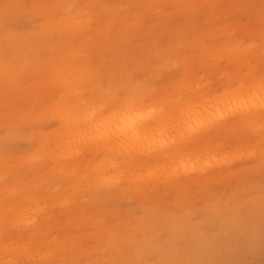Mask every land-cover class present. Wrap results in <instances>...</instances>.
<instances>
[{"label": "rangeland", "instance_id": "1", "mask_svg": "<svg viewBox=\"0 0 264 264\" xmlns=\"http://www.w3.org/2000/svg\"><path fill=\"white\" fill-rule=\"evenodd\" d=\"M4 4L13 9L10 8V13L7 14L0 11V248H7L6 252L0 250L3 252H0V264H33L37 260L62 264L69 260L95 259L142 260V264H156L166 250L157 245L143 251L141 245L145 235L157 237L158 233L164 232H193L188 237H173V249L185 255L191 252L190 249L193 250L201 237L213 230L215 223L218 225L217 215L214 213L226 212L229 215L235 209L250 207L248 202L264 199L261 189L264 173L260 169V154L263 150L260 148L262 142L257 141L259 132L264 133L261 130L262 121L254 125H260L256 130L249 124V127L243 126L244 128L237 126L229 133L214 135L208 144L196 148L188 149L185 144V135L190 126L191 129L204 127L218 118L216 115L225 118L249 103L260 102L259 82L264 71V47L260 42V0H0V6ZM65 11H68L67 14ZM69 38L71 41H67ZM80 51H83V56L79 54ZM81 57L84 58L83 61ZM245 83L248 85L245 86ZM97 88L98 91L95 90ZM73 92L76 94L73 95ZM82 103L86 109L89 103L94 105L92 107L95 110L98 109L93 113L96 120H99V116L100 119L109 117L117 108L124 110L143 106V110L149 107L147 110L154 114L160 112L157 111L158 108L163 109L158 114L165 116L164 118L169 114L168 123L161 126L149 142L156 153L162 147L172 145L174 139H177L184 151L179 157L166 163H147L133 174H129L130 169L125 167L128 161L123 164L119 162L120 167L110 171L112 162H108L109 158L103 153L94 150L95 144L88 142L84 148L85 141L77 136L75 130L78 127H69L67 132L66 119L62 118L68 116L66 111L74 114H69L67 118L70 120L72 116L78 117L77 114H81L79 110H83ZM70 105L73 109H70ZM77 106L81 108L77 110L79 112L74 110L78 109ZM56 108L60 112L55 111ZM90 111L85 112V115L92 113L93 108ZM104 112L107 114L104 115ZM58 116L63 117L59 119ZM34 118L37 120H33ZM63 139L74 141H71L72 144L68 141L67 145V140ZM88 139L91 140L87 138L85 143ZM77 141L82 142V145L80 142L78 145L75 143L80 153H76V158L74 142ZM69 143L72 147L67 148L73 150V154L70 151L73 156L68 154L71 157L67 159L64 154L69 149L63 146H71ZM90 145H94L92 153L85 150ZM143 145L140 144L139 148L145 153ZM91 147L88 149L91 150ZM28 157L29 161L24 162L23 158L25 160ZM32 157H36L33 162L30 159ZM50 159L53 160L50 162ZM101 161L104 162V168L107 165L109 167L108 171H104L105 174L100 172L102 169L94 170L102 167ZM218 161L224 165L214 166ZM74 162L76 163L73 164ZM176 164L183 166L182 171L190 169L192 176H195L193 179L200 176L198 170H203L211 175L219 174L215 180L221 177L224 183L219 182L220 180L210 182L207 188L201 185L177 186L167 183V186H173V190L183 193L182 197L178 195L175 198L171 193L163 191V186L156 191L141 189L138 192L136 184L129 183L132 181L128 177L130 179L131 174H135L138 180L139 173L144 177L159 173L163 180L165 173H171ZM114 165H118V162ZM211 165L215 167L212 168L214 173L209 169ZM195 168H198L197 171ZM114 171L113 175L116 176L119 172L118 175L125 179L122 178L121 181L119 177V182L118 175H112L118 183L112 179L108 181ZM107 172L111 173L110 176ZM100 175H105L106 179L108 175L107 181L114 183V187H105L106 184L101 183L103 178L96 179ZM94 180H99V185ZM94 185L96 186L93 187ZM149 194L155 198H146ZM104 196L110 197L102 199ZM30 208L34 213L30 212ZM33 214L36 217H32ZM19 217H23L26 223H21L23 219ZM14 220H21L16 225L19 227L16 228L15 222L10 223ZM1 221L5 224L2 225L4 222ZM6 223L14 224L11 225L14 227ZM185 227L190 231L184 230ZM104 229L105 231L100 232ZM33 238L39 239V243ZM32 241L36 243H31ZM18 243L21 245L18 246ZM23 243H26V247L21 248ZM12 245L18 247L14 248ZM44 247L46 250H53L46 251ZM25 249L27 256L22 252ZM34 249L45 258L42 260L40 255L33 254L36 253ZM94 250L96 253H93ZM30 251L39 258L33 257ZM134 252L137 254H133ZM255 258L250 264H264V250Z\"/></svg>", "mask_w": 264, "mask_h": 264}, {"label": "bare ground", "instance_id": "2", "mask_svg": "<svg viewBox=\"0 0 264 264\" xmlns=\"http://www.w3.org/2000/svg\"><path fill=\"white\" fill-rule=\"evenodd\" d=\"M7 1V0H6ZM20 5V4H19ZM21 6V5H20ZM12 8V7H11ZM58 8V7H57ZM13 9V8H12ZM14 9H16L15 8V6H14ZM21 9H23V8H21ZM25 9V8H24ZM23 9V10H24ZM65 9V8H64ZM26 10V9H25ZM96 10V9H95ZM155 10V9H154ZM9 12V11H8ZM50 12V11H49ZM68 12V11H67ZM67 12L65 11V13L67 14ZM10 13V12H9ZM41 14V13H40ZM49 14V13H48ZM31 15V14H30ZM84 15V14H83ZM95 17H96V15H94ZM101 16H102V14H101ZM32 17V16H31ZM43 17V16H42ZM55 17V16H54ZM89 17V16H88ZM105 17L107 18V16L105 15ZM113 17H115V16H113ZM33 18V17H32ZM44 18H46V17H44ZM76 18H78V17H76ZM84 18V17H83ZM63 19V18H62ZM56 20V19H55ZM77 19H73V21H75V22H77L76 21ZM81 20V19H80ZM103 20V19H102ZM4 21V20H3ZM99 21V20H98ZM45 22V21H44ZM50 22V21H49ZM57 22V21H56ZM72 22V21H71ZM70 23V22H69ZM79 23V22H78ZM80 23H81V21H80ZM118 23V22H117ZM51 24V23H50ZM67 24V23H66ZM87 24V23H86ZM59 25V24H58ZM88 25V24H87ZM163 25V24H162ZM62 26V25H61ZM91 26V25H90ZM44 27V26H43ZM118 27V26H117ZM116 27V28H117ZM163 27V26H162ZM161 27V28H162ZM52 28V27H51ZM70 28V27H69ZM84 28H86V30H87V26L85 27V25H84ZM152 28V27H151ZM49 29V28H48ZM57 29V28H56ZM88 29H89V25H88ZM90 30V29H89ZM116 30V29H115ZM68 31V30H67ZM81 31V30H80ZM85 31V30H84ZM60 32V31H59ZM74 32H76V31H74ZM112 32H114V30L112 31ZM68 34V33H67ZM113 34V33H112ZM67 37V36H66ZM106 37V36H105ZM66 39V38H65ZM30 40V39H29ZM58 40V39H57ZM67 41H71L70 40V38H69V40H67ZM52 42V41H51ZM65 42H66V40H65ZM26 44V43H25ZM70 44V43H69ZM2 46V45H1ZM41 47V46H40ZM39 47V48H40ZM29 48V47H28ZM56 48H58V47H56ZM42 49V48H41ZM52 49V48H51ZM28 50V49H27ZM94 50V49H93ZM103 50V49H102ZM17 51V50H16ZM53 51V50H52ZM55 52V51H54ZM81 52H83V51H80V53L79 54H81L82 55V53ZM107 52V51H106ZM26 53V52H25ZM78 53V52H77ZM108 54V53H107ZM26 55H28V54H26ZM74 55V54H73ZM72 55V56H73ZM76 55H78V54H76ZM80 55V56H81ZM213 55H215V54H213ZM254 55V54H253ZM69 56V55H68ZM79 56V55H78ZM83 56V55H82ZM52 57H54V56H52ZM137 57V56H136ZM220 57V56H219ZM50 58V57H49ZM82 58V61L84 60V58L83 57H81ZM217 58V57H216ZM74 59H76V58H74ZM225 59V58H224ZM50 60V59H49ZM77 60V59H76ZM216 60V59H215ZM172 61V60H171ZM54 62V61H53ZM114 62H115V60H114ZM215 62V61H214ZM15 64V63H14ZM66 64V63H65ZM93 65H94V62H93ZM42 66V65H41ZM87 66V65H86ZM219 66V65H218ZM32 67V66H31ZM90 67V66H89ZM2 68V67H1ZM41 69H42V67H40ZM79 68V67H78ZM11 69V68H10ZM9 69V70H10ZM31 69V68H30ZM92 69H93V67H92ZM4 70V69H3ZM23 70V69H22ZM32 70V69H31ZM97 70V69H96ZM129 70V69H128ZM0 71H1V69H0ZM14 71V70H13ZM17 72H18V70H17ZM85 72V71H84ZM6 74V73H5ZM8 74V73H7ZM24 74V73H23ZM85 74V73H84ZM256 76V75H255ZM82 77V76H81ZM97 78V77H96ZM69 79H70V77H69ZM91 79H92V76H91ZM101 80V79H100ZM70 81H72V80H70ZM69 80H68V82H70ZM92 81V80H91ZM102 81V80H101ZM75 82V81H74ZM103 83V82H102ZM101 83V84H102ZM67 84V83H66ZM65 84V85H66ZM69 84V83H68ZM94 84V83H93ZM104 84V83H103ZM254 84V83H253ZM259 84H260V82H259ZM258 84V85H259ZM247 85H248V83H247ZM246 85V83H245V86H247ZM254 85H256V84H254ZM244 86V87H245ZM257 86V85H256ZM255 86V87H256ZM59 87V86H58ZM70 87V86H69ZM93 87V86H92ZM93 88H96V87H93ZM98 88H99V86H98ZM98 88L97 89H95V90H97L98 91ZM101 88V87H100ZM189 89V88H188ZM229 89V88H228ZM106 90H107V88H106ZM56 91V90H55ZM74 91H75V89H74ZM77 91V90H76ZM240 91V90H239ZM242 91V90H241ZM58 92H59V90H58ZM236 92H238V91H236ZM244 92V91H243ZM74 93L75 92H73V95H74ZM108 93V92H107ZM239 93V92H238ZM238 93H235V94H238ZM242 93V92H241ZM240 93V94H241ZM53 94H54V91H53ZM76 94V93H75ZM69 95H70V93H69ZM104 95V94H103ZM113 95V94H112ZM230 95H232V94H230ZM69 97V96H68ZM81 97V96H80ZM67 98V97H66ZM113 99V98H112ZM202 99V98H201ZM124 100V99H123ZM168 100V99H167ZM67 101H70V100H67ZM83 103H84V100H81ZM81 101H80V103H81ZM120 101V100H119ZM46 102V101H45ZM121 102V101H120ZM132 102H133V99H132ZM47 103V102H46ZM45 103V104H46ZM49 103V102H48ZM83 103H82V105H83ZM131 103V102H130ZM173 103V102H172ZM78 104H79V102H78ZM89 104H90V106H91V108L90 109H92L93 108V111H92V113H89V115L91 116L92 115V117H90L88 114L87 115H85V112L87 113V111H90V109H89ZM88 104V107H87V109L85 108V106L83 105V107H81V108H83V110L81 109V108H79V106H80V104H79V106H77V108L78 109H74L76 112H81V114H82V116L84 117H82L81 116V114L80 115H78L77 114V116L78 117H70L71 118V120H73V121H71L69 118H67L68 116H70L71 114H72V111H71V114H70V112L68 113L67 111H66V114L68 115V116H66V118H64L63 116V118L61 117V116H58V118L60 119V118H62V119H66L65 121L67 122L66 124L68 125H65V126H67L68 127V129H67V127L65 128L64 127V129H67V132H69L68 130H69V127H78V128H72V129H75L76 131H77V136L79 137V138H81V139H83L85 142H86V139L87 138H90L91 140H89V141H87V143H85V142H83V146H85L84 148H86V145L87 144H95L96 146H94V148L96 147V149H94V150H96L98 153H103V155L106 157V158H109L108 159V162H112V164H111V166H110V171L111 170H113L115 167H120L119 165V162H121L122 164L125 162V161H128V162H126V165H125V167H127V168H129L130 170H129V174L130 173H136V171L138 172V170H136V169H138V168H142V166H144V165H147V163H148V165H150V164H152V163H155V162H159V163H162V162H169V161H171L172 159H174V158H177V157H179L180 155H181V153H182V151H184V148L181 146V145H179L178 144V142H177V139H174V142H173V144L172 145H170V146H168V147H162L161 149H159V151L158 152H156L155 153V151L153 150V148H152V146H151V144H150V142L149 141H151V140H153V136H154V133H156V131L157 130H159V128L161 127V126H163L165 123H168V118H169V114H164V115H166L167 117L166 118H164L165 116H160L158 113H160L162 110L160 109L159 110V108L157 109V111H160V112H158L157 113V111H156V113L157 114H154V113H152L151 111H148L147 109L149 108V107H146L147 109L145 110H143L142 108H143V106H142V108L140 107V106H138V107H140V108H137V106L136 107H130V108H128V109H124L123 110V108L121 109V108H117L115 111H113L112 113L111 112H109V113H111L110 114V116L109 117H103V118H105V119H103V118H101L100 119V116H99V120H96V117L93 115V113H94V111L96 112V110H98V109H94V107H92V106H94V105H92L91 103H89ZM94 104V103H93ZM124 104V103H123ZM169 104H171V103H169ZM44 105V104H43ZM77 105V104H76ZM146 105V104H145ZM148 105V104H147ZM173 105H174V103H173ZM259 105H260V102L259 103H249V104H247L244 108H242V109H240V110H235V111H233L232 113H231V115L230 116H227V117H221L220 118V116H218V115H216L218 118H214L213 120L214 121H218L219 122V124H218V126L217 127H215V128H212V129H210V130H207V131H205L204 132V134H202V135H200V136H195L196 138L194 139L193 137V135H192V130L193 129H191L192 128V126H190V128L188 129V131H187V133H186V135H185V144H186V146L188 147V149H191V148H196V147H199V146H202V145H206V144H208L209 142H210V139L214 136V135H216V136H218V135H221V134H226V133H229L230 131H233V130H235V128H237V126H238V128H240L239 126H241V127H249V125H251V126H253V127H255V130L260 126H254V125H258L259 124V122L260 121H262V115H261V111H260V108H259ZM38 106V105H37ZM67 107L69 106V104L68 105H66ZM71 106L72 105H70V109H73V107L71 108ZM75 106V105H74ZM135 106V105H134ZM172 106V105H171ZM170 105H169V107H171ZM22 107V106H21ZM25 107V106H24ZM44 107V106H43ZM62 107H63V105H62ZM102 107V106H101ZM199 107V106H198ZM17 108V107H16ZM41 108V107H40ZM64 108H66V107H64ZM76 108V107H75ZM85 108V109H84ZM103 108V107H102ZM23 109V108H22ZM38 109V108H37ZM36 109V110H37ZM57 109V110H56ZM56 109H54L55 111H59L58 109L59 108H56ZM60 109H62L61 107H60ZM67 109V108H66ZM65 109V110H66ZM69 109V110H70ZM79 109H81V110H79ZM89 109V110H88ZM24 110H26V108H24ZM40 110V109H39ZM52 110V109H51ZM53 110V111H54ZM64 109H62V111H63ZM73 110V111H74ZM77 110H79V111H77ZM85 110V111H84ZM87 110V111H86ZM100 110H102V109H100ZM167 110V109H166ZM54 111V112H55ZM61 111V112H62ZM108 111H110V110H107V112ZM12 112V111H11ZM51 112V111H50ZM56 112V113H57ZM60 112V111H59ZM83 112H84V115H83ZM91 112V111H90ZM106 112V111H105ZM105 112H104V115H106L105 114ZM48 113H49V111H48ZM51 114H53V113H51ZM70 114V115H69ZM219 114V113H218ZM220 114H222V113H220ZM219 114V115H220ZM224 114V113H223ZM53 115H55V114H53ZM61 115H63L62 113H61ZM72 115H74V114H72ZM96 115H97V113H96ZM102 115V114H101ZM103 115V116H104ZM169 115V116H168ZM30 116V115H29ZM28 116V117H29ZM56 116V115H55ZM54 116V117H55ZM81 117V119H80V117ZM87 116V117H86ZM89 116V117H88ZM224 116V115H223ZM95 117V118H94ZM97 117H98V115H97ZM102 117V116H101ZM26 118V117H25ZM58 119V120H59ZM61 119V120H62ZM68 119V120H67ZM33 120H37V119H33ZM60 120V121H61ZM77 120V121H76ZM42 121V120H41ZM51 121V120H50ZM69 121V122H68ZM71 121V122H70ZM39 122V121H38ZM63 122V121H62ZM17 123V122H16ZM90 123V124H89ZM15 124V123H14ZM63 124V123H62ZM76 124V125H75ZM247 124H249V125H247ZM43 125V124H42ZM33 126V125H32ZM243 127V128H244ZM3 129V128H2ZM62 129H63V127H62ZM61 130V129H60ZM237 130V129H236ZM242 130V129H241ZM244 130V129H243ZM246 130V129H245ZM58 131V130H57ZM75 131V132H76ZM239 131V130H238ZM237 131V132H238ZM248 131V130H247ZM2 132V131H1ZM66 132V133H67ZM55 133V132H54ZM66 133H65V135H66ZM73 133V132H72ZM234 134V133H233ZM237 134V133H236ZM70 135H74V134H71L70 133ZM69 135V136H70ZM75 135H76V133H75ZM74 135V136H75ZM89 135V137H87ZM239 135V134H238ZM259 136V139L257 140L258 142H262V140L264 139V133H260L259 132V134H258ZM50 136V135H49ZM68 136V135H67ZM71 137V136H70ZM86 137V139H84ZM61 138H64V136H62ZM67 138V137H66ZM73 138V137H72ZM77 138V137H76ZM251 138V137H250ZM51 139V138H50ZM60 139V138H59ZM68 139V138H67ZM67 139H63V140H67ZM71 139V138H70ZM70 139L69 140H67L66 141V144L68 145V141L71 143V141L74 139H72L71 141H70ZM243 139V138H242ZM56 140V139H55ZM62 140V141H63ZM75 140H77V139H75ZM244 140V139H243ZM58 141V140H57ZM61 141V142H62ZM74 141V140H73ZM72 141V142H73ZM80 141H82V140H80ZM79 141V142H80ZM94 141V142H93ZM241 141V140H240ZM79 142L77 141V142H74V145L76 146V148L74 147V145H73V148H75L74 150L76 151H74V154H76L78 151L77 150H79V147L77 146L78 144H79ZM89 142V143H88ZM91 142H93V143H91ZM244 142V141H243ZM251 142H252V140H251ZM53 143V142H52ZM63 143H65V142H63ZM63 143H61L62 145H63ZM69 143V145H71ZM77 145H76V144ZM219 143V142H218ZM222 143V142H221ZM60 144V143H59ZM58 144V145H59ZM65 144V145H66ZM80 144L82 145V142H80ZM140 144H144L143 145V148H144V150H145V153H143L141 150H140V148H139V145ZM152 144H153V141H152ZM45 145V144H44ZM47 145V144H46ZM63 146L64 148H66V149H69V148H67V147H72V145L71 146ZM260 145H262V146H260V148L264 151V145L263 144H260ZM48 146V145H47ZM53 146H56V145H53ZM52 146V147H53ZM89 146V145H88ZM92 146V147H93ZM97 146H98V148H97ZM218 146H220V145H218ZM256 146V145H255ZM258 146V145H257ZM90 147H91V145H90ZM90 147H88V148H90ZM91 147V150L90 149H85L86 151L88 150V152L89 151H91V153H92V148ZM226 147V146H225ZM38 148V147H37ZM40 148V147H39ZM55 148V147H54ZM59 148V147H58ZM63 148V149H64ZM72 148V149H73ZM48 149H50V148H48ZM62 148H61V150H63ZM80 149H81V146H80ZM212 149V148H211ZM51 150V149H50ZM54 150V149H53ZM55 150H56V148H55ZM81 150H84V149H81ZM196 150V149H195ZM194 150V151H195ZM215 150V149H214ZM221 150V149H220ZM57 151V150H56ZM56 151H54V152H56ZM71 148L69 149V153L68 152H65V154H64V156H65V158H69V157H71V155L73 154V150L71 151L72 152V154H71ZM212 151H213V149H212ZM44 152V151H43ZM61 152V151H60ZM60 152H59V154H60ZM96 152V153H97ZM193 152V151H192ZM217 152V151H216ZM79 153V152H78ZM77 153V154H78ZM90 153V154H91ZM229 153V152H228ZM68 154H71L70 156H68ZM77 154L74 156V157H76L77 158ZM80 154V153H79ZM78 154V155H79ZM82 154V153H81ZM195 154H196V152H195ZM58 155V154H57ZM62 155V154H61ZM67 155V156H66ZM84 155H86V154H84ZM24 156V155H23ZM73 156V155H72ZM97 156H99V155H97ZM125 156H127V158L125 157ZM42 157V156H41ZM60 157V156H59ZM63 156H61V159H63L62 158ZM74 157H72V158H74ZM85 157H87V156H85ZM46 158V157H45ZM20 159V158H19ZM28 159V160H27ZM27 159H25L24 160V158H23V161L25 162V161H29V157L27 158ZM30 159H32V162H33V160L35 159L36 160V157H32V158H30ZM41 159H43V158H41ZM60 159V158H59ZM70 159V158H69ZM99 159H100V156H99ZM53 160V159H52ZM51 159L49 160L50 162L52 161ZM56 160V159H55ZM54 160V161H55ZM65 160V159H64ZM83 160H85V159H83ZM17 161V160H16ZM53 161V162H54ZM61 161V160H60ZM255 161H257L256 159H255ZM37 162V161H36ZM42 162V161H41ZM58 162V161H57ZM67 162V161H66ZM96 162V161H95ZM102 163H101V165L100 166H102L103 165V163L104 162H106V159L104 160V162L103 161H101ZM107 162V163H108ZM116 162H118V165H114V163L116 164ZM218 162H220V161H218ZM218 162H216V164L214 165V166H216L217 167V164H220V165H222L223 163L222 162H220V163H218ZM1 163V162H0ZM17 163H18V161H17ZM19 163H22V162H19ZM55 163V162H54ZM72 163V162H71ZM76 162H74L73 164H75ZM89 163V162H88ZM107 163H106V165H107ZM150 163V164H149ZM158 163V164H159ZM225 163V162H224ZM6 164V163H5ZM12 164H13V162H12ZM23 164V163H22ZM61 164V163H60ZM64 164V163H63ZM63 164L61 165L62 167H63ZM84 164H85V162H84ZM83 164V165H84ZM90 164V163H89ZM109 164V163H108ZM0 165H2V164H0ZM7 165H9V164H7ZM17 165V164H16ZM58 165H59V163H58ZM57 165V166H58ZM65 165V164H64ZM105 165V164H104ZM105 165V166H106ZM114 165V166H113ZM178 165L179 164H176L171 170H173V171H171V173L170 172H167V173H165V176H164V178H163V180L161 179V175L159 174V173H154V175H152V177H149V175L147 176V177H144L142 174H138V180L135 178V174L134 175H132L131 174V177H130V179H129V177H128V180H130V181H132V182H135V183H132V182H129V181H127V182H129L130 184H136V189H137V191L138 192H140L141 191V189H144V190H148V192L149 191H156V190H159L158 188L160 187V188H162V186H163V188H162V190L163 191H165V192H167V193H171L170 195H172V196H174V198H175V196H178L179 195V197H182L181 196V194H183L182 192H177V191H175V190H173V186H167V183L168 184H170V185H175V184H177V186H178V184L180 185L181 184V186H183L184 184L186 185V184H192V185H196V186H202V187H205V188H207L209 185H210V182H212V183H214L215 181H218V180H220L219 182H222V183H224L223 181H221V177H219V179L217 180H215V178H218L217 176L219 175V174H213V175H211L210 173H208V172H204L203 170H198L199 172V174H200V176L196 179V178H192V177H195V176H192V173H191V171H189L190 169H187L186 171H182V169H183V166H181V165H179V167H181V168H179L178 167ZM224 165V164H223ZM226 165H227V163H226ZM229 165V164H228ZM256 165V164H255ZM10 166H11V164H10ZM56 166V165H55ZM60 166V165H59ZM177 166V167H176ZM213 165H211V167L210 166H208V167H210L209 169L210 170H213V171H211L212 173H214V169H212V168H215ZM219 166V165H218ZM2 167V166H1ZM26 167V166H25ZM61 167V168H62ZM81 167V166H80ZM107 167V168H106ZM105 168L102 166L101 168L99 167L98 169L96 168H94V170H101L102 169V171H100V172H104L105 170H107L109 167H108V165L106 166ZM113 167V168H112ZM176 167V168H175ZM57 168V167H56ZM60 168V167H59ZM71 168V167H70ZM104 168V169H103ZM179 168V169H178ZM63 169H64V167H63ZM74 169V168H73ZM177 171H176V170ZM196 169V171H197V169L198 168H195ZM233 169V168H232ZM5 170V169H4ZM55 170H57V169H55ZM62 170V169H61ZM66 170V169H65ZM65 170H63L64 171V173H65ZM132 170H135V171H132ZM181 170V171H180ZM248 170H250V169H248ZM2 171V170H1ZM69 171V170H68ZM67 171V173H70V172H68ZM108 171V170H107ZM117 171H119V170H117ZM131 171V172H130ZM195 171V172H196ZM245 171V170H244ZM251 171V170H250ZM253 171V170H252ZM4 172V171H3ZM8 171H6V173H7ZM45 172V171H44ZM57 172H60L59 170L57 171ZM72 172V171H71ZM78 172V171H77ZM87 172V171H86ZM99 172V173H100ZM116 171H114V172H111V173H108L109 174V176H110V174H111V176H110V179H109V177H108V175H107V178L109 179H106V177H105V175L104 176H97V178L96 179H98V177H101V179H102V181L103 182H101V183H105L106 184V186L105 187H107V186H109L110 185V187L111 186H113L114 185V183L112 184V182H108V181H110L111 179L114 181L115 180V178L113 179L112 178V175H113V173H115ZM127 172V171H126ZM221 172V171H220ZM226 172V171H225ZM246 172V171H245ZM249 172V171H248ZM5 173V172H4ZM9 173V172H8ZM7 173V174H8ZM10 173H11V171H10ZM72 173H74V172H72ZM71 173V174H72ZM81 173H82V170H81ZM99 173H98V175H99ZM102 173H100V174H102ZM118 173L119 172H117L116 174L118 175ZM173 173V174H172ZM178 173H181V174H178ZM194 173V172H193ZM206 173H208V175L210 174V176H206L205 174ZM223 173H224V171H223ZM222 173V174H223ZM42 174V173H41ZM88 174V173H87ZM90 174H91V172H90ZM104 174H105V172H104ZM168 174V175H167ZM195 174V173H194ZM221 174V175H222ZM236 174V173H235ZM67 175V174H66ZM79 175V174H78ZM97 175V174H96ZM103 175V174H102ZM117 175L115 176V175H113V177L115 176V177H117ZM120 175V174H119ZM118 175V180H119V177H121V175L119 176ZM160 175V176H159ZM170 175H174V176H171L170 177ZM220 175V176H221ZM226 175V174H225ZM228 175V174H227ZM238 175V174H237ZM246 175V174H245ZM1 176V175H0ZM80 176V175H79ZM132 176H134V177H132ZM236 176V175H235ZM241 176V175H240ZM5 177V176H4ZM66 177V176H65ZM68 177H70V174H69V176H67V179H68ZM71 177H75V176H71ZM104 177H105V179H104ZM168 177V178H167ZM224 177V176H223ZM229 177H230V175H229ZM228 177V178H229ZM93 179H95V177H92ZM122 178H124V177H121L120 178V180L122 179ZM225 178V177H224ZM223 178V179H224ZM228 178H226V180L228 179ZM84 179V178H83ZM100 179V180H101ZM125 179V178H124ZM145 179V180H144ZM234 179V178H233ZM108 180V181H107ZM111 180V181H112ZM117 180V179H116ZM115 180V181H116ZM119 180V182H121ZM142 180H144V182L142 181ZM78 181V180H77ZM95 181H97V180H94V183H95ZM114 181V182H115ZM225 181V180H224ZM88 182H89V180H88ZM87 182V184H89V183H91V182H89L88 183ZM117 182V181H116ZM115 182V183H116ZM150 182H152V183H150ZM218 182V183H219ZM227 182V181H226ZM93 183V182H92ZM93 183V184H94ZM99 183V180L97 181V183L96 184H98ZM118 183V182H117ZM123 183V182H122ZM211 183V184H212ZM83 184V183H82ZM81 184V185H82ZM86 184V183H85ZM103 184H100L101 186L103 185ZM112 184V185H111ZM220 184V183H219ZM11 185H12V183H11ZM27 185V184H26ZM99 185V184H98ZM7 186V185H6ZM18 186V185H17ZM21 186V185H20ZM20 186H18V187H20ZM96 185H94L93 187H95ZM126 186H129V185H126ZM218 186V185H217ZM8 187V186H7ZM6 187V188H7ZM28 187V186H27ZM78 187V186H77ZM103 187V186H102ZM114 187V186H113ZM124 187V186H123ZM213 187V186H212ZM5 188V189H6ZM8 188H10V187H8ZM14 188V187H13ZM83 188V187H82ZM86 188V187H85ZM99 188V187H98ZM255 188V187H254ZM11 189V188H10ZM9 189V190H10ZM37 189V188H36ZM80 189H81V187H80ZM79 189V190H80ZM126 189H127V187H126ZM2 190V189H1ZM4 190V189H3ZM14 190V189H13ZM91 190V189H90ZM140 190V191H139ZM161 190V189H160ZM83 191H85V190H83ZM96 191V190H95ZM121 191H122V189H121ZM138 192H136V193H138ZM164 192V193H165ZM8 193H10V192H8ZM49 193V192H48ZM79 193V192H78ZM94 193V192H93ZM106 193H107V191H106ZM121 194H122V192H120ZM119 193V194H120ZM227 193V192H226ZM0 194H1V192H0ZM12 194V193H11ZM96 195H98L97 193H95ZM102 194V193H101ZM168 194V195H169ZM7 195V194H6ZM167 195V194H166ZM1 196V195H0ZM13 196H14V194H13ZM64 196V195H63ZM107 196V195H106ZM106 196H104L102 199H105L106 198ZM152 196L153 195H151V194H149V195H147V196H145L146 198L148 197V199L149 200H152ZM6 197H8V196H6ZM16 197H17V195H16ZM102 197V196H101ZM110 197V196H109ZM108 197V198H109ZM263 197V196H262ZM1 198V197H0ZM108 198H106V199H108ZM153 198H155L154 196H153ZM242 198V197H241ZM13 199V198H12ZM261 199V198H260ZM7 200V199H6ZM11 200V199H10ZM70 200V199H69ZM254 200V199H253ZM51 201V200H50ZM64 201V200H63ZM71 201V200H70ZM175 201V200H174ZM205 201V200H204ZM10 202V201H9ZM13 202V201H12ZM11 202V203H12ZM21 202V201H20ZM62 202V201H61ZM69 202V201H68ZM109 202V201H108ZM15 203V202H14ZM53 203H56V202H53ZM74 203V202H73ZM249 203V206L250 207H248V208H244V209H235L234 211H231L230 212V214L229 215H226V212H217V213H214V214H216L217 216V222H218V225L215 223V227H216V225H217V227L214 229V228H212L213 230H211V229H209V230H211L210 232H208V234H206L205 236H203V237H201V239L198 241V244H195V246L193 247V250H191L190 249V251L191 252H188V253H186L185 255L183 254V255H181V254H179L178 253V250H174L173 249V237L174 236H177V235H180L179 237L181 238V236L182 237H188V235H192V233L193 232H164L163 234H161V233H158V236L157 237H153V236H147V235H145L143 238H144V240H142V245H141V247H142V250L143 251H148V250H150L151 248H154V247H156L157 245H159V246H161V248L163 247L164 248V250H166L165 251V253H163L160 257H159V260H158V262L156 263V264H250V263H252L253 261H255L256 260V256L258 255V253H260L261 254V252H263V250H264V199L262 198L261 200H259V201H254V202H248ZM45 204V203H44ZM52 204V203H51ZM58 204V203H57ZM196 204H197V202H196ZM230 204V203H229ZM62 205V204H61ZM144 205H145V203H144ZM175 205V204H174ZM16 206V205H15ZM65 206V205H64ZM69 206V205H68ZM143 206V205H142ZM195 206V205H194ZM193 206V207H194ZM9 207V206H8ZM29 207V206H28ZM40 207H41V205H40ZM39 207V208H40ZM45 207V206H44ZM144 207V206H143ZM196 207H197V205H196ZM195 207V208H196ZM20 208H22V207H20ZM32 208V207H31ZM30 208V209H31ZM46 208V207H45ZM146 208V207H145ZM163 208H164V206H163ZM3 209H4V207H3ZM6 209V208H5ZM10 209V208H9ZM24 209V208H23ZM28 209V208H27ZM26 209V210H27ZM43 209V208H42ZM48 209V208H47ZM5 211H7V210H5ZM28 211V210H27ZM30 211V210H29ZM145 211V210H144ZM9 212V211H8ZM12 212V211H11ZM17 213L19 212V211H16ZM31 213H34V210H32L31 209V211H30ZM4 213V212H3ZM10 213V212H9ZM31 213H30V215H31ZM174 213V212H173ZM209 213V212H208ZM23 214V213H22ZM22 214L20 215V216H22ZM26 214V213H25ZM24 214V215H25ZM37 214V213H36ZM27 215V214H26ZM38 215V214H37ZM212 215V214H211ZM211 215L209 216V217H211ZM223 215H226V216H223ZM2 216H4V215H2ZM27 217H28V215H27ZM32 217H36L34 214H33V216ZM10 218V217H9ZM13 218V217H12ZM11 218V219H12ZM20 219H23L22 220V222H21V220L20 221H12V222H10V223H14L15 222V226L16 225H18V223H23L24 224V218L23 217H19ZM14 219V218H13ZM26 219V218H25ZM31 219V218H30ZM34 219V218H33ZM61 219V218H60ZM196 219H197V217H196ZM28 220V219H27ZM26 220V221H27ZM7 223H8V221H7V219L5 220ZM11 221V220H10ZM24 221V222H23ZM192 221H194V220H192ZM1 222H4V221H1ZM92 222V220L90 221V223ZM99 222V221H98ZM98 222H96V223H98ZM102 222V221H101ZM6 223V224H7ZM26 223V222H25ZM29 223V221L27 222V224ZM60 223V222H59ZM94 223H95V220H94ZM5 224V222L4 223H2V225H4ZM100 224V223H99ZM145 225H144V227L146 228V222L144 223ZM163 224V223H162ZM8 226L10 225V224H7ZM11 225H14V224H11ZM10 225V226H11ZM31 225V224H30ZM132 225V224H131ZM6 226V225H5ZM4 226V227H5ZM1 227V226H0ZM3 227V228H4ZM12 227V226H11ZM14 227V226H13ZM12 227V228H13ZM17 227H19V226H16V228ZM29 227V226H28ZM79 227V226H78ZM115 227V226H114ZM121 227V226H120ZM123 227V226H122ZM169 228H172V227H170L169 226ZM184 230H186V231H190V229L188 228V227H185V228H183ZM30 230V229H29ZM109 230H111L112 231V229H109ZM126 230V229H125ZM202 230V229H201ZM74 231V230H73ZM103 231H105V229L104 230H102V231H100V232H103ZM202 231H206V229L204 230H202ZM43 232V231H42ZM41 232V233H42ZM97 232V231H96ZM109 232V231H108ZM206 232V233H207ZM127 233V230H126V232H125V234ZM93 234V233H92ZM102 234H104V233H101V235ZM41 235V234H40ZM100 235V236H101ZM42 236H43V233H42V235H41V238H42ZM62 236V235H61ZM82 236V235H81ZM165 236V237H164ZM45 237V236H44ZM91 237V236H90ZM129 237V236H128ZM135 237V236H134ZM138 237V236H137ZM92 238V237H91ZM90 238V239H91ZM107 238V237H106ZM105 238V239H106ZM146 238H148V239H146ZM153 238H156V240H154ZM34 239V238H33ZM63 239V238H62ZM70 239V238H69ZM74 239V238H73ZM34 240H36V239H34ZM38 241H39V239H37ZM36 240V241H37ZM107 241H108V239H106ZM150 240H152L153 242H150L149 243V241ZM19 241H21V240H19ZM26 241V240H25ZM37 241V242H38ZM71 241H72V239H71ZM70 241V242H71ZM163 241H166L165 243L163 242ZM34 241H32L31 243H33ZM74 242V241H73ZM72 242V243H73ZM109 242V241H108ZM141 242V241H140ZM184 242V241H183ZM34 243H36V242H34ZM39 243V242H38ZM67 243L69 244V242L67 241ZM19 245L18 246H20L21 244L20 243H18ZM24 244H26V243H23L22 244V246H21V248L22 247H26ZM29 244H30V242H29ZM65 244H66V242H65ZM65 244H63V245H65ZM117 244V243H116ZM24 245V246H23ZM28 245V244H27ZM38 245V244H37ZM61 245V244H60ZM59 245V246H60ZM63 245H62V247H63ZM93 245V244H92ZM114 246H115V244H113ZM177 245V244H176ZM175 245V246H176ZM179 245V244H178ZM13 246V245H12ZM18 246H16L15 245V247H18ZM121 246H123V245H120V247ZM183 246V245H182ZM14 247V246H13ZM14 247V248H15ZM27 247H29V246H27ZM47 247V246H46ZM55 248L57 247V246H54ZM53 247V248H54ZM4 248H5V246H4ZM4 248H0V250L2 249L4 252H6L5 250L7 249H5L4 250ZM138 248V247H137ZM137 248H134V249H137ZM19 249H20V247H19ZM44 249H45V247H44ZM51 249V248H50ZM48 249L49 251H52L53 249ZM72 249V248H71ZM115 249V251H116V247L114 248ZM121 249V248H120ZM9 250V249H8ZM26 250V249H25ZM25 250H22V252H24L23 254H25L26 252H27V250L25 251ZM46 250V249H45ZM48 250H46V251H48ZM54 250H56V249H54ZM96 250V249H95ZM93 251V253L95 252L96 253V251ZM100 250V249H99ZM159 250H160V248H159ZM184 250V249H183ZM187 250V249H186ZM33 251V250H32ZM34 251H35V249H34ZM46 251H44V252H46ZM60 251V250H59ZM0 252H2V251H0ZM29 252V251H28ZM36 252V251H35ZM87 252V251H86ZM102 252V251H101ZM11 253H13V251L11 252ZM15 253V252H14ZM65 253V252H64ZM68 253V252H67ZM80 253V252H79ZM82 253L83 252H81V255H82ZM122 253V252H121ZM125 253V252H124ZM129 253H130V251H129ZM1 254H3V252L1 253ZM20 254H22V253H20ZM22 254V255H23ZM27 254H29V253H27ZM30 254H31V251H30ZM33 254H35V255H37V256H39L40 255V257H41V254H39V252L37 253H33ZM85 254V253H84ZM98 254H99V252H98ZM128 254V253H127ZM126 254V255H127ZM131 254V253H130ZM133 254H137V253H133ZM132 254V255H133ZM16 255H17V253H16ZM22 255H20L21 257H22ZM26 255V254H25ZM24 255V256H25ZM32 255V254H31ZM48 255V254H47ZM46 255V256H47ZM55 255V254H54ZM56 255H57V253H56ZM109 255V254H108ZM10 256H13L12 254L10 255ZM27 256V255H26ZM25 256V257H26ZM30 256V255H29ZM33 257H35L34 255H32ZM31 256V257H32ZM141 256H142V254H141ZM32 257V258H33ZM54 257V256H53ZM129 258H131V256H128ZM28 258V257H27ZM31 258V259H32ZM36 258V257H35ZM37 258H39V257H37ZM36 258V259H37ZM42 258V260L45 258L44 256L43 257H41ZM48 258H49V255H48ZM52 258V257H51ZM56 258H58V257H56ZM75 258H76V256H75ZM119 258H120V256H119ZM127 258V257H126ZM16 259V258H15ZM26 259V258H25ZM47 259V258H46ZM73 259V258H72ZM122 260H124V259H122ZM127 260H129L128 258H127ZM131 260H132V258H131ZM38 261V260H37ZM45 261V260H44ZM57 261V260H56ZM144 261V260H143ZM1 262V261H0ZM3 262V261H2ZM141 262H142V260H141ZM150 262V261H149ZM258 262V261H257ZM4 264H6L5 262H3ZM2 264V263H1ZM142 264V263H141Z\"/></svg>", "mask_w": 264, "mask_h": 264}, {"label": "snow or ice", "instance_id": "3", "mask_svg": "<svg viewBox=\"0 0 264 264\" xmlns=\"http://www.w3.org/2000/svg\"><path fill=\"white\" fill-rule=\"evenodd\" d=\"M69 7H77L76 5H69ZM11 6L8 4H4L0 6V11H3L5 14L8 13ZM260 13H261V28H260V42L261 46L264 47V0H260ZM260 88H261V99H260V111L262 115V122H261V130L264 132V71H262L260 77ZM219 124L218 121H210L204 127L201 128H194L192 130L193 136H200L204 134L205 131L210 130L212 128L217 127ZM262 144H264V140H262ZM7 149V145H5ZM260 169L261 172L264 173V151L260 154ZM262 195H264V181L261 184ZM33 264H56L55 261L45 260V261H36ZM62 264H141V261H121L116 259H95V260H69L64 261Z\"/></svg>", "mask_w": 264, "mask_h": 264}]
</instances>
